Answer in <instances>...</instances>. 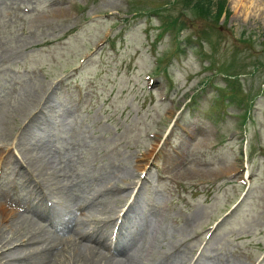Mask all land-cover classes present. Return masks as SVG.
Instances as JSON below:
<instances>
[{
	"label": "rangeland",
	"instance_id": "374dc122",
	"mask_svg": "<svg viewBox=\"0 0 264 264\" xmlns=\"http://www.w3.org/2000/svg\"><path fill=\"white\" fill-rule=\"evenodd\" d=\"M211 1L210 14L220 2L226 13L183 0H0V198L34 217L43 194L73 226L79 197L110 186L80 226L110 246L136 240L139 264H264V0ZM131 184L134 212L119 219ZM47 220L36 219L51 230L48 259L71 264V228Z\"/></svg>",
	"mask_w": 264,
	"mask_h": 264
},
{
	"label": "bare ground",
	"instance_id": "6f19581e",
	"mask_svg": "<svg viewBox=\"0 0 264 264\" xmlns=\"http://www.w3.org/2000/svg\"><path fill=\"white\" fill-rule=\"evenodd\" d=\"M252 1L253 0H233V3L235 5V8H236V6H240L243 9L244 7L246 8L247 6H250L252 4L251 3ZM245 2H247V3H245ZM50 165H47V166L49 167ZM45 175H47V174H45ZM60 184H62V183H60ZM55 186H57L56 187L57 188V191L61 193L62 187L59 186V184H55ZM54 193H56V192H54ZM103 194H104V196H103L102 199L107 198V197H111L110 196L111 195L110 192H106V193H103ZM73 199L75 200L76 197H72V200ZM101 200H99V201L98 200H94V194H92V193H87V194H84L83 196H80L79 197V200H78V202H80V203L77 204V208L79 210L80 208L84 207L85 209H83V210H85V213H81L78 217L72 216L71 218H72V224H73V226L72 225L70 226V224H69V221H70L69 218L66 219L65 217H63V215L55 214L56 212L53 211V210H55L54 209L55 207L53 205L47 204L46 201L44 202L46 204V206L45 205H41V207L33 208L34 209L33 210L34 217L33 216L32 217H29V216L21 213L20 211H18L19 209H17V207L15 205V202H13V201L10 202L9 200L8 201H5L4 200V197L2 199L0 198V225L2 223V220H5L7 218L13 219L12 220V223L13 224H8V229H9L8 231L10 233H12L13 235H10V238H8V237L6 238V236H3V234H2L4 232H2V230L0 232V246H1V249H3V247H5L4 249H7L6 254H1L0 253V261H4V264H55L56 261L53 262L52 261L53 258L52 259H48V257L50 256V254L47 252V250L51 247V245L53 246V244H54V243H52V242H50L48 240L50 238V235H51L50 234L51 230L49 228H47V226L44 227L43 225H41L39 221L38 222L36 221V219H39L40 220L41 218L44 217L45 220L48 219L50 221L52 220V222H55L54 225H52V226H54V228L57 226L58 229H59V231L60 230L61 231H64V229L65 230H69V228H71V232H70L71 234L69 233L70 235H67V237H64L65 240L67 241V243H68V240L70 238H72V239H70L72 242L71 243L69 242L70 246H68L67 248H65L66 246L64 247V244H66V241L64 240L65 243L62 241L63 242V245L62 246L65 249H69V251H70V253H69V252H66L67 250L63 249V250H65L66 253L69 254V257L71 259V264H77V263L78 264H139V261H138L139 259H137L138 257L137 256L136 257L133 256V251L136 250L137 249V246H138L136 240L129 241L126 244H124V243H120L119 245H115L114 244L113 251H112V254L111 255H114V253H119L120 255H122V257L124 256L123 259H125L124 261L123 260L121 261V259H116L113 256H109V255L107 256L106 254H102L101 253L102 252L101 251L102 250L101 248H105V245L103 244V240L101 238H99V236H97V235L96 236H92L93 233L91 235V233L87 229L88 227H86V226L85 227L80 226V224L83 222L82 220L86 218L87 213H89V211L90 212H94L95 209H93V208L95 206L98 205V207H99L104 202L105 203L107 202L106 201L107 199L106 200H102V201ZM105 203H104V205H105ZM74 205H76V203ZM6 207H8V209H3V208H6ZM68 207L66 209H68ZM37 208H40V210H35ZM75 211H76V209L74 207V211L73 212H75ZM100 211H99V213H100ZM129 211L130 212L133 211V206L130 207ZM75 214H77V213H75ZM49 215H51V218L49 217ZM90 215H92V214H90ZM135 219H137V218L135 217ZM14 221H15V223H14ZM85 223L87 224V222H85ZM90 227H92V226H90ZM101 228H99V229H101ZM160 228L161 227L159 225L156 228L157 230L155 232H157L159 234V231L158 230H160ZM89 229H92V228H89ZM95 229H96V227H95ZM151 230H152V232H154L153 229H151ZM74 233H76L75 236H79L77 238L78 241L75 239V236L73 238V234ZM65 235H66V233H65ZM56 236H57V234H56ZM11 238H13V240ZM57 238H59V237H57ZM58 240H60V239H58ZM58 240H56V241H58ZM146 242H147V240L145 241V243ZM13 243H16V244H19V245L20 244H25L26 246L24 248L22 246L21 247L22 248L21 250H20V248L17 250L15 247L12 250H10L9 249V246L12 245ZM50 243H51V245H50ZM143 243H144V241H143ZM60 244H62V243H60ZM58 246H59V244H58ZM63 247H61V248H63ZM138 249L140 250V247H138ZM138 249L136 250V252L138 251ZM146 250H149V249L147 248ZM127 251H132V257L131 258H130L131 252L129 254V252H127ZM139 252H142V251H139ZM134 255H135V253H134ZM139 255H140V253H139ZM146 256H148V255H146ZM174 256H170L171 259H169V257L167 256L168 257V260H167V262L165 264H178L174 260V258H175ZM63 257H64V253L63 252H60L59 253V257L57 256V260L59 261ZM69 257H67V258H69ZM142 258H144V257H142ZM165 258H166V255H162L161 257L157 258L158 259L157 262H155V261L149 262L148 261L147 264H161V262H163L165 260ZM64 259H65V257H64ZM70 259H67V260H70ZM129 259H133V262L134 263L131 260H129ZM193 264H196V261ZM219 264H220V262H219Z\"/></svg>",
	"mask_w": 264,
	"mask_h": 264
},
{
	"label": "trees",
	"instance_id": "16d2710c",
	"mask_svg": "<svg viewBox=\"0 0 264 264\" xmlns=\"http://www.w3.org/2000/svg\"><path fill=\"white\" fill-rule=\"evenodd\" d=\"M187 1H189V0H187ZM213 3V1H211V0H197V1H195L194 2V4H195V7H197V9H199L200 11L202 10V11H204L205 13H211V9L210 8H212L211 7V5H213L212 4ZM223 5H219V8L218 9H216V10H214V12L216 13H219L220 11H221V7H222Z\"/></svg>",
	"mask_w": 264,
	"mask_h": 264
}]
</instances>
